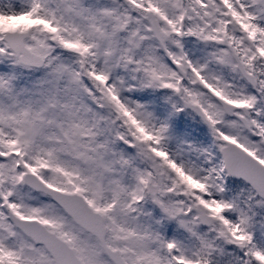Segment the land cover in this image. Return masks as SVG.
<instances>
[{"label":"snow or ice","instance_id":"obj_1","mask_svg":"<svg viewBox=\"0 0 264 264\" xmlns=\"http://www.w3.org/2000/svg\"><path fill=\"white\" fill-rule=\"evenodd\" d=\"M0 264H264V0H0Z\"/></svg>","mask_w":264,"mask_h":264}]
</instances>
